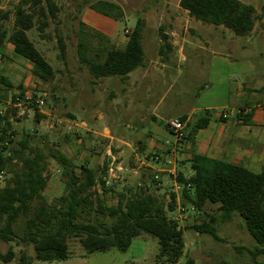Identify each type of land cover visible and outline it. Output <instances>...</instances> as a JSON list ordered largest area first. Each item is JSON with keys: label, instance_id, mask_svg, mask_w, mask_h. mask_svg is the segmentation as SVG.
<instances>
[{"label": "rangeland", "instance_id": "374dc122", "mask_svg": "<svg viewBox=\"0 0 264 264\" xmlns=\"http://www.w3.org/2000/svg\"><path fill=\"white\" fill-rule=\"evenodd\" d=\"M54 1L58 7L55 17L47 13L46 17L40 18L36 9L40 20L28 32L30 40L55 71L50 81L36 79L31 63L16 57L8 42L0 51L3 57L0 76L6 77L13 85L12 90L2 88L6 99L0 100V113L3 112L6 118L0 120V134L9 122L8 137L12 139L9 147H19V143L26 140L31 148L45 156L52 149L60 150L78 168L86 166L96 172V186L91 191L95 198L103 199L108 206L114 205L121 193L129 198L145 189L155 195L169 221L176 223L172 218L179 217L177 225L184 233V255L176 264H264V256L256 254L261 245L250 236L244 219L238 213H234L231 220L221 222L217 206H207L204 211H199L184 204L182 192L174 193L175 180L171 175L155 174L140 164L145 159L146 163L155 162L156 155L141 156L140 144L150 143V138L164 142L167 133L162 121L151 118L152 114L157 112L156 115L167 122L178 121L183 118L181 115H189L197 108L211 107L221 104V101L230 102L227 89L232 90L233 104L238 86L250 91L241 95L246 98L244 108L254 110L260 104L264 94V0H240L256 9L255 28L245 37H236L223 27L192 19L180 8V0ZM98 1L118 5L123 11L122 20L110 26L107 17L89 8ZM19 2L0 0L1 31L9 34L13 31ZM5 14H8V20H2ZM140 18L144 21L142 44L145 64L133 72V75L139 73L134 79L136 85L142 84L137 95L133 93L139 100V108L130 112H125V109L118 111L112 102L117 99L121 80L117 77L96 81L87 66L80 62L78 44L80 40L87 42L91 51L88 56H92L101 43L108 48L122 49L130 35L126 32L132 33ZM42 22L47 26L41 33L38 27ZM80 23L86 25L82 32ZM95 32L105 35V39ZM59 37L66 44L64 61L59 57ZM192 43L199 47L198 55L194 54ZM205 45L210 46V51L202 53ZM102 56L104 59L105 54ZM182 56L186 60H182ZM146 68H150L148 74H145ZM20 86L24 93L34 95L33 100L27 103L23 99L20 107H14L12 94L18 96ZM39 98L44 99L42 107L35 104ZM120 101L122 107L124 101ZM201 112L195 113L192 122ZM18 113L24 116L19 118ZM156 126L161 130L157 131ZM104 128L111 129L113 136L120 134L121 140L130 146L111 140ZM108 161V170L111 168L113 172L107 171L103 175L104 163ZM46 165L48 186L43 197L49 205H56L65 196L67 179L55 161L47 158ZM120 165L123 172L117 168ZM18 166L9 164L4 172H0L1 188ZM250 170L258 174L264 172V168L250 167ZM185 172L188 173L189 169ZM100 181L108 182L105 188L114 190L107 197L103 196ZM171 194L176 195L172 212L169 210ZM209 216L218 218L216 229L221 241L193 229ZM105 222L111 224L112 220L105 219ZM24 223L25 219H21L16 225L19 235L24 232ZM68 245L70 258L63 262H38L33 246L18 241L0 242V254H6L10 249L14 251L15 258L8 264H158L156 256L160 248L158 241L147 235L135 238L126 252L112 249L88 254L79 240L73 237L68 240ZM0 264L7 263L0 261Z\"/></svg>", "mask_w": 264, "mask_h": 264}, {"label": "trees", "instance_id": "16d2710c", "mask_svg": "<svg viewBox=\"0 0 264 264\" xmlns=\"http://www.w3.org/2000/svg\"><path fill=\"white\" fill-rule=\"evenodd\" d=\"M89 8L115 21H120L123 17L122 9L112 2L98 1ZM180 8L187 11L192 19L214 27H223L236 37L251 34L257 20L256 9L240 0H180ZM36 9L40 18L46 17L47 13L54 18L58 11L54 0H20L15 10L13 31L9 34L0 29V48L6 42L11 44L16 57L32 64L33 76L48 82L55 76V71L28 36V32L40 20L36 16ZM8 18V14H5L2 20ZM46 26L47 23L42 22L38 31L42 33ZM84 28L86 25L80 23V32ZM143 31L144 21L140 18L124 48H108L101 43L92 56H88L91 51L87 42L80 40V62L87 66L95 80L113 77L127 80L129 74L145 64ZM95 34L105 39L102 33ZM58 44L59 57L64 61L66 44L62 37H59ZM167 47L171 50L170 45L167 44ZM2 88L12 90L13 85L6 77L0 76V100L5 98ZM18 89V96L12 94L11 98L15 104L25 97L22 86ZM248 109L240 110L237 115L238 121L245 125L250 124L253 117V110L248 112ZM186 119L187 117H183L180 120L183 122ZM0 120L6 118L0 114ZM209 122L208 112L198 116L187 133V143L193 142L196 134L207 128ZM6 124L7 127L0 134V172H4L9 164L16 163L19 166L11 173L6 185L0 188V242L18 241L26 246L32 245L38 262L53 263L70 258L68 240L71 237L78 239L88 254H93L112 249L126 252L135 238L147 235L158 241V264H176L183 257L184 233L177 223L169 221L164 207L155 195L149 194L145 189H140L139 193L136 192L129 198L121 193L118 204L108 206L103 199L95 198L91 191L97 182L95 171L86 166L78 168L58 149L50 150L48 156H45L31 148L26 140L21 141L19 147H9L12 139L8 137V128L11 124ZM47 158L60 166L67 179L66 193L60 198L59 205H49L43 197L48 186ZM186 164L189 165L192 176L186 177L180 172L177 179L184 186V204L199 211H204L207 206H217L221 222L231 220L233 214L238 213L244 219L250 236L261 245L256 254L264 256V172L254 173L244 166L196 152L191 154ZM108 167L109 161L104 163L103 175L107 173ZM77 169L80 170L79 173ZM100 182L104 197L114 191L113 188H105V182ZM153 183L156 181L153 180ZM188 185L190 188H187ZM175 204L176 195L171 194V212L174 211ZM21 219H25L24 232L19 235L16 225ZM105 219L112 220V223L107 224ZM217 220L215 216H209L208 220L194 225L193 229L199 234H208L216 241H221L216 229ZM14 258L12 249L6 254H0V261L7 264Z\"/></svg>", "mask_w": 264, "mask_h": 264}, {"label": "crops", "instance_id": "0c3cea01", "mask_svg": "<svg viewBox=\"0 0 264 264\" xmlns=\"http://www.w3.org/2000/svg\"><path fill=\"white\" fill-rule=\"evenodd\" d=\"M184 12L188 14L187 11L184 10ZM106 19L110 21L109 23L110 26L116 25V21L110 18H106ZM10 46L13 52V46L11 44ZM2 47L0 48V51H2L1 50ZM191 48H193V52H195L194 54L198 55L197 50L199 49V47L195 43H192ZM202 49H203L202 53L206 51H210V46L205 45V47H203ZM182 51L183 50L181 49L180 50L181 54ZM182 60H186V57L182 56ZM147 69L148 68L145 69V74H148L150 72V68L149 70ZM136 75H133L132 72L131 74H129L127 80H123L118 77L119 80H121L122 86L119 90V93L116 94L117 99L114 100V102H112V104H114V106L117 107L118 111L125 109V112L127 111L130 112L132 109L137 110V108H139L137 106L139 100L133 93H136L137 95V91L139 90L140 86H142V84L140 83V85H136V82L134 81ZM113 78H117V77H113ZM103 79H110V78H103ZM103 79H99V80H103ZM227 90H228L227 95H229L230 102L229 100L226 103H224V101H221V104H217L211 107L205 106V108H197L189 115L188 114L181 115V117L184 116L187 117L185 121L187 127V133L190 132L193 126L192 120L196 116L195 113H197V111H202L200 116H203L206 112H208L210 116V122L207 128L200 130L196 134L193 142H188L186 145H184L183 149L179 150L174 158L167 159L169 162H171V164H164L163 162L146 163L145 162L146 159H145V161L140 163L141 167L146 166V168L152 170L155 174L158 173L169 174L168 171L176 170L178 174L180 172H183L186 177H190L192 176V171L189 165L186 163L190 160L191 154L193 152H196L206 155L213 159L225 160L229 163L244 166L249 170L250 167L263 169L264 168L263 110L258 108L259 105L258 104L257 107L253 110V117L251 119L250 124L248 125L243 124L241 121H238L237 119L238 113L240 112V110L244 109V105L246 104V98H242L241 95L243 96L245 92L248 93L250 91L246 90L244 87L241 88V86H238L232 104V97H231L232 90L231 89H227ZM241 92L243 93L241 94ZM262 97L263 98L262 100H260V102L264 101V94L262 95ZM121 99L124 101L122 107H120V102H122L120 101ZM83 108L84 107H82V110L86 111V109ZM156 113L152 114L151 118L154 117L153 119L161 120L163 126L166 129L167 120H162L161 118H159V116L156 115ZM104 130L108 131V136L111 140H115L120 144H125L127 146H130V144L121 140L120 134L117 136L116 135L113 136L111 129L104 128ZM156 130L157 131L161 130L160 126L159 127L156 126ZM166 132L167 133L165 134L164 142H160L158 140H155L154 138H150V143L143 142L142 144H140V147L142 149L140 151L141 156L147 158L149 153L164 154L163 153L164 143H166L167 141L170 142L174 141V138L168 133L167 129ZM138 160H142V159L138 158ZM117 168L120 169L122 172L124 171L121 165L118 166ZM185 169H189V172L186 173ZM117 204H118V199L116 200V203L112 206H115Z\"/></svg>", "mask_w": 264, "mask_h": 264}, {"label": "built area", "instance_id": "2783aa9c", "mask_svg": "<svg viewBox=\"0 0 264 264\" xmlns=\"http://www.w3.org/2000/svg\"><path fill=\"white\" fill-rule=\"evenodd\" d=\"M128 34V31L126 32ZM3 63V57L2 55H0V65H2ZM34 95H29L25 93V97L24 100L27 101V103H29V101L31 102L33 99ZM20 102H18V104H15L14 107H20ZM35 104L37 107H42L44 105V99H37L35 101ZM258 108L263 110L264 112V101L260 102V104L258 105ZM251 109H248V112ZM0 114H3V112H1ZM19 118L24 116L23 113H18L17 115ZM166 129L168 131V133L174 138L173 142L167 141L166 143H164L163 145V153L164 154H156L154 156V161L156 163H164V164H171V162H169L167 159L168 158H174L175 155L178 153L179 150L183 149L184 145L187 144V127H186V123L182 122L180 120L178 121H169L166 123ZM108 171L113 172V170L110 168ZM168 173L173 177V179L175 180L174 182V193L177 192H182L184 186L181 185L178 182V172L176 170H171L168 171ZM106 179V178H105ZM155 179H158V176L155 177ZM105 184L107 185L108 182H105ZM187 188H190V186L188 185ZM174 221H179V217H173L172 218ZM179 228V227H178ZM180 229V228H179Z\"/></svg>", "mask_w": 264, "mask_h": 264}]
</instances>
